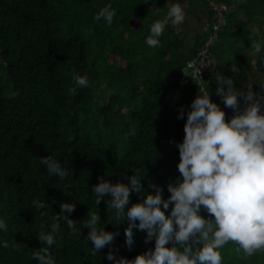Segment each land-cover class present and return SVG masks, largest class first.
Returning a JSON list of instances; mask_svg holds the SVG:
<instances>
[{"label":"trees","instance_id":"trees-1","mask_svg":"<svg viewBox=\"0 0 264 264\" xmlns=\"http://www.w3.org/2000/svg\"><path fill=\"white\" fill-rule=\"evenodd\" d=\"M214 1L230 10L210 49L216 71L202 90L182 68L208 32L205 0H0V217L7 224L0 229V264H39L33 252L42 246L57 264H113L110 250L134 258L154 248L155 239L146 242L147 231L139 228L127 245V217L117 222L108 194L97 204L92 185L101 177L130 183L139 169L144 188L132 192L130 204L155 191L153 185L163 186L167 198L168 184L182 179L178 142L194 97L209 91L230 119L236 110L216 92L221 76L231 77L237 90L251 85L258 96L264 93V56L252 47L264 41V0ZM176 2L191 11L202 6L204 23L187 43L185 27L169 20L160 45H148L150 25ZM109 3L117 9L113 22L94 19ZM77 75H86L89 85L79 86ZM45 156L71 175L50 174ZM34 200L46 206L38 209ZM63 200L75 202L69 215L78 230L61 219L48 246L38 235L51 231ZM93 212H99L101 227L119 233L95 255L84 224ZM201 214L214 216L205 208ZM220 251L222 264H264V250L247 256L235 241Z\"/></svg>","mask_w":264,"mask_h":264},{"label":"clouds","instance_id":"clouds-1","mask_svg":"<svg viewBox=\"0 0 264 264\" xmlns=\"http://www.w3.org/2000/svg\"><path fill=\"white\" fill-rule=\"evenodd\" d=\"M116 13L117 9L109 3L99 9L94 19L104 18L111 24ZM186 15L179 2L172 3L166 16L150 25L147 44L160 45L169 20L180 24ZM252 47L264 56V41L254 42ZM75 79L79 86L89 85L86 75H77ZM216 92L224 104L236 112L226 119L225 109L211 99L209 91H200L194 97L187 111L184 137L178 142L177 167L182 179L178 177L168 184L171 194L167 198L163 195V186L153 185L155 191L130 204L132 192L144 188V174L139 169L129 176L130 183L101 177L92 185L97 204L108 194L107 203L115 209L117 222L127 217L129 224L125 234L129 247L135 242V228L147 231L146 242L155 239L154 248L134 258L118 257L110 250L107 259L113 264H222L220 249L229 241L237 242L247 256L264 250V111H261L264 93L258 96L251 85L247 90H237L233 79L225 76L219 78ZM241 97L245 101L243 110H240ZM179 116H184L183 106ZM42 162L50 174L61 179L71 175L51 156H45ZM70 185L69 181L63 186L65 192ZM33 203L38 209L46 206V201L34 200ZM61 207L63 211L56 213L51 231L38 235L43 244H54L61 219L72 231L78 230L76 220L69 215L76 207L75 202L63 200ZM201 208L214 216L201 214ZM100 220L99 212H93L84 222L89 229L87 239L92 243L93 255L119 234L101 227ZM0 229H7L2 217ZM3 243L7 246V241ZM33 256L39 264H57L49 247L42 246Z\"/></svg>","mask_w":264,"mask_h":264},{"label":"built area","instance_id":"built-area-1","mask_svg":"<svg viewBox=\"0 0 264 264\" xmlns=\"http://www.w3.org/2000/svg\"><path fill=\"white\" fill-rule=\"evenodd\" d=\"M211 12V22L208 32L202 40L199 50L192 59L188 60L182 68L184 77L191 75L203 90V84L212 79L216 69L212 63L211 47L213 46L218 31L227 24V13L230 7L224 2L205 0Z\"/></svg>","mask_w":264,"mask_h":264},{"label":"rangeland","instance_id":"rangeland-1","mask_svg":"<svg viewBox=\"0 0 264 264\" xmlns=\"http://www.w3.org/2000/svg\"><path fill=\"white\" fill-rule=\"evenodd\" d=\"M183 7L185 8L187 15H186V19L180 24L183 27H185L187 31L186 34L187 43H190L193 32L195 31L196 28L199 27V24L203 22V18L206 14L202 6H199L197 9H193L192 11L190 10L189 7H186V5H184ZM238 17L244 20V17L242 16L241 13H238ZM171 24L173 25V23Z\"/></svg>","mask_w":264,"mask_h":264}]
</instances>
